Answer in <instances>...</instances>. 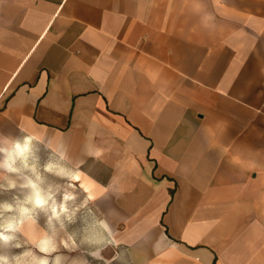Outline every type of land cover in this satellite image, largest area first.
Here are the masks:
<instances>
[{
    "label": "crops",
    "instance_id": "1",
    "mask_svg": "<svg viewBox=\"0 0 264 264\" xmlns=\"http://www.w3.org/2000/svg\"><path fill=\"white\" fill-rule=\"evenodd\" d=\"M0 135L92 187L108 262L264 264V0H0Z\"/></svg>",
    "mask_w": 264,
    "mask_h": 264
},
{
    "label": "rangeland",
    "instance_id": "2",
    "mask_svg": "<svg viewBox=\"0 0 264 264\" xmlns=\"http://www.w3.org/2000/svg\"><path fill=\"white\" fill-rule=\"evenodd\" d=\"M13 144L0 135V258L7 259L8 264H38L41 259L49 264H56L57 259L58 264H115L107 261L111 254L99 214L68 167L49 151L30 146L26 157L8 170L2 165L1 148ZM32 182L47 202L21 219L22 206L32 203ZM54 206L60 210L57 216ZM37 245L46 247L49 253L39 252Z\"/></svg>",
    "mask_w": 264,
    "mask_h": 264
},
{
    "label": "bare ground",
    "instance_id": "3",
    "mask_svg": "<svg viewBox=\"0 0 264 264\" xmlns=\"http://www.w3.org/2000/svg\"><path fill=\"white\" fill-rule=\"evenodd\" d=\"M21 149H26L24 151H21ZM1 151L3 153V161H2V165L3 167H5L8 170H13L14 169V163L18 160V159H24L26 157V155L28 154V152L30 151V143L24 142V143H20V142H16L12 145V147H7L4 146L1 148ZM73 179L75 182H80V176L78 174L73 175ZM32 184L34 185L33 187V193L31 198V206H22L21 208V219L23 217H27V213H29L32 209L34 208H40L36 205V200L37 198L42 199L44 201L47 202V197L42 193V191L40 190V188L34 183L32 182ZM81 185L84 187L85 191H87L89 198H93L94 197V193L91 190L92 187L85 183L84 181L81 182ZM55 212L53 211L54 215L57 216L59 213V209L56 208L54 206ZM63 211H67V207L66 205L63 206ZM13 222L10 221L9 226H12Z\"/></svg>",
    "mask_w": 264,
    "mask_h": 264
},
{
    "label": "clouds",
    "instance_id": "4",
    "mask_svg": "<svg viewBox=\"0 0 264 264\" xmlns=\"http://www.w3.org/2000/svg\"><path fill=\"white\" fill-rule=\"evenodd\" d=\"M24 150H26V149H21V151H24ZM65 199H68V197H66ZM45 203H46V201H44L42 199L37 198V200H36V205L38 207H43L45 205ZM53 211L55 212V209H53ZM10 230H12L11 226H10ZM3 239H4V241H8L9 237L4 236ZM42 243H46V242H42ZM17 247H19V245H17ZM37 248H38L39 252L49 253V250L46 247H41V246L37 245ZM55 250L56 249H52L51 252H54ZM25 255H32V253H26ZM92 255L94 258L97 256L96 253H92ZM0 264H8L7 259L0 258ZM38 264H49V262L47 259H41L38 261ZM56 264H58V259L56 261Z\"/></svg>",
    "mask_w": 264,
    "mask_h": 264
}]
</instances>
